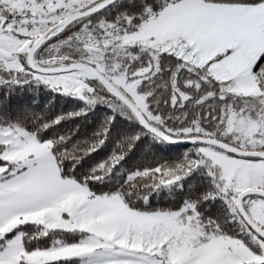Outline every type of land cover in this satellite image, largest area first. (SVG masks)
Here are the masks:
<instances>
[{
	"label": "snow or ice",
	"instance_id": "6c2138e0",
	"mask_svg": "<svg viewBox=\"0 0 264 264\" xmlns=\"http://www.w3.org/2000/svg\"><path fill=\"white\" fill-rule=\"evenodd\" d=\"M0 264H264V0H0Z\"/></svg>",
	"mask_w": 264,
	"mask_h": 264
}]
</instances>
